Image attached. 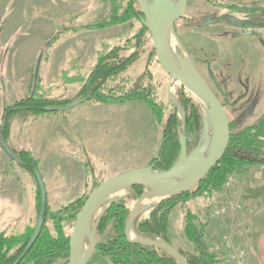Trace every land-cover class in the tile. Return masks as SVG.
<instances>
[{"label":"rangeland","instance_id":"obj_1","mask_svg":"<svg viewBox=\"0 0 264 264\" xmlns=\"http://www.w3.org/2000/svg\"><path fill=\"white\" fill-rule=\"evenodd\" d=\"M127 1L129 0H124V4ZM218 1L247 7L264 5V0ZM132 2L135 9L140 11L139 0ZM147 2L150 5L154 1ZM111 7V0H44V3L39 0L38 4L37 0H0V154L9 160L1 146V139H5L15 151L26 150L20 141L23 134L19 132L25 128V123L21 127V122L32 125L28 140L32 141L33 157L45 179L46 207L49 203L52 211L74 203L77 195L80 197L85 193L90 194L99 184L111 178L114 172L121 170L125 162L115 165L108 162L102 170L93 169L98 159L92 157L82 145L83 152L80 151L72 138H65L66 134L61 132V129L67 126L65 115L69 110L42 113L45 114L43 116L41 113L15 114L6 119L5 128L2 130L4 107L34 94L52 99V104L69 101L71 103L80 98L81 89L96 64L98 54L108 52L117 44H124L127 40L131 42L128 48L120 53L123 57L134 55L135 60L122 72L120 80H136L143 77L144 83L149 84V97L156 103L164 121L159 123L157 116L152 112L162 129V142V125L170 114L176 113L182 124L184 123L186 112L180 103V94L183 92L199 109L202 118L199 147L203 144L206 129L203 106L181 83L172 86L174 76L168 74L159 63L151 32L143 25L142 20L133 18L123 24L110 26L106 28L110 30L102 35L96 32L98 29L80 28L105 18ZM184 16L175 23L172 30L176 39L171 41V51L191 59L219 99L227 100L226 109L231 117L237 116L238 128L260 121L264 115V13L243 8L234 10L230 5H212L207 0H188ZM73 27L78 28L68 30L61 36L64 39L59 42L60 38L50 48L46 47L59 29ZM139 30H144V33L139 38L141 44L137 46V39L134 37ZM104 36L107 38H103ZM41 50H44L45 55L43 56L42 51L43 57L35 83V70ZM77 53L81 57H76ZM71 65H79L81 70L70 72L74 69L70 68ZM209 69L213 71L215 81ZM110 108L100 107L77 113L82 117L89 116L90 121L95 123V126L90 128L94 134L99 131V122L109 114ZM118 115L122 116L121 113ZM233 123L235 131L236 122ZM66 133L70 135L69 131ZM25 142L24 139L23 143ZM78 155H83V159L88 162L86 173L89 177L86 178L85 185L81 182L80 185L71 187L77 195L72 194V191L70 194H61L59 190L65 185V176L62 175V170L59 172L58 169L68 167L69 158ZM62 156L63 158H60ZM64 156L68 157L67 161L62 160ZM15 162L12 160L14 168L18 169L17 172L21 171V175L17 176L26 179L23 183L20 182L21 189L26 196L28 190L32 192L34 203L36 196L37 216L32 222L35 226L39 213L42 214L41 210L43 211L37 179L34 173L20 170ZM69 164L76 166L73 161ZM230 178L233 182L228 185ZM130 193L135 195L134 191ZM14 195L17 194L14 192ZM124 198L127 205L129 198ZM135 200L134 196L133 202H129L130 207H133ZM190 204L194 213H199L210 223L205 232V239L211 249L223 258L225 264L230 251L224 244L228 236L234 241L235 247L239 246L245 250L246 259L243 264H253L251 255L258 236L264 229V165L245 167L242 173L229 175L223 190L213 198H194ZM222 205L226 206V210L216 215L215 211ZM107 206V203H104L98 208L91 226L93 231H98L101 215ZM182 213L181 210L179 215ZM177 214L175 212V215ZM23 221L24 218L16 216L0 217V232L8 235L22 232ZM75 222L76 219H72L64 223L68 237H71ZM114 223L105 222L103 233L95 235V238L100 242H107L114 234ZM177 226L172 240L174 247L186 255L193 254V244L183 236V227L178 224ZM46 228L52 235H56L51 220L47 222ZM101 259H105L104 256L94 253L89 264L98 263ZM68 263L69 256L59 257L53 264Z\"/></svg>","mask_w":264,"mask_h":264},{"label":"trees","instance_id":"obj_2","mask_svg":"<svg viewBox=\"0 0 264 264\" xmlns=\"http://www.w3.org/2000/svg\"><path fill=\"white\" fill-rule=\"evenodd\" d=\"M123 1L111 0L112 7L108 16L80 28L103 30L110 26L123 24L133 18H138L143 22L145 17L141 11L135 9L132 0L127 1L126 4ZM207 2H210L212 5H230L234 10L243 8L264 13V7H236L234 4H227L218 0H207ZM262 20L264 21V18ZM78 27L59 29L50 38L46 47L50 48L65 32L70 29L75 30ZM143 33L144 30H139L134 37V39H137V46L141 44L139 38L142 37ZM129 43L131 42L127 40L124 44L120 43L113 46L108 52L98 54L96 64L87 76L81 89L80 98L90 95L91 97L88 101L106 104L142 101L157 116L158 121H160L159 123H162L164 122L163 117L158 112L156 103L150 99L149 84L144 83L143 77L136 80H124V78L120 80L122 72L128 69L135 60L134 55L123 57L120 53L128 48ZM43 53L45 55L44 50ZM211 73V77L214 78L212 70ZM50 100L52 99L41 95L38 96L37 94L29 95L15 104L6 105L4 107L5 118L8 119L15 114L47 113L44 111L45 107L51 105L64 106L70 103L69 101L52 104L53 102L51 103ZM180 103L186 112L184 125H182L176 113L169 115L165 124L162 125L163 142L159 153L151 160L147 167H152L155 170L170 169L180 155L181 136L186 138L189 152L198 146L202 130V118L199 109L183 92L180 94ZM223 104L226 106L225 101ZM230 127V143L223 158L211 169L196 189L163 200L161 203L153 206L148 219L140 222H137V219H135L134 222V228L138 235L151 240L160 238L164 242L171 244L168 231L172 211L178 205L186 208L184 209V233L193 244L195 251L191 255H186L181 251L180 253L186 257L189 264H223L217 252L211 249L205 239V232L209 222L190 209V201L194 198L202 197L211 199L223 190L229 175L242 173L245 167L264 165V119L254 125L245 126L238 131L233 130L232 122H230ZM12 150L22 162L21 166L34 173L38 164L31 151ZM131 191H134V196L137 199L142 195L143 187L135 186ZM88 195L85 193L83 196L78 197L74 203L56 211H52L49 205L46 207L41 196L40 200L43 204V211L41 210L42 214L39 213V217L43 215L44 225L36 243L30 250H27L37 224L26 228L22 233L12 236L0 234V264H15L23 254L26 261H33V264H53L59 257H68L70 237L65 233L64 223L77 218ZM134 196L130 193L127 198L134 199ZM130 213L131 210L127 207L125 198L110 203L104 214L101 215L97 235L103 233L105 222L110 221L115 222L114 234L107 242L97 240L94 253L109 258L113 264H179L170 253L161 248L140 245L128 240L126 223ZM38 218L37 220H39ZM49 220L54 224L55 236L46 228Z\"/></svg>","mask_w":264,"mask_h":264},{"label":"water","instance_id":"obj_3","mask_svg":"<svg viewBox=\"0 0 264 264\" xmlns=\"http://www.w3.org/2000/svg\"><path fill=\"white\" fill-rule=\"evenodd\" d=\"M147 1V0H146ZM148 8L139 0L141 12L145 19L144 25L150 30L154 43L157 59L163 69L177 78L185 87H191L200 91L209 102V111L214 118V147L212 152L206 157H197L200 150L199 144L192 151H188L186 138L181 136L180 139V155L174 165L168 170H155L152 167L142 169H134L125 173L113 176L101 184H99L88 196L83 207L81 208L70 237L69 244V263L68 264H87L94 254L97 235L96 230L93 231L94 240L92 249L88 253H82L80 244L84 228L87 224L92 226L94 216L101 205L107 203V208L111 202L127 198L131 189L135 186L143 187V193L135 200L131 213L126 223V234L129 241L140 245L161 248L170 253L179 264H189L186 257L182 255L172 244L164 242L162 239L155 240L144 238L137 234L134 228L135 219L143 212L150 210L154 205L161 203L163 200L179 196L187 192H191L205 179L211 169L215 167L223 158L231 136L230 119L226 107L219 97L209 86L207 80L199 72L193 61L185 56L178 55V61H173L169 56V44L167 41L168 34L173 30L175 23L182 19L187 11L188 0H178L174 5L172 0H153ZM148 3V2H147ZM42 53L39 55L35 70V83L37 81ZM90 95L78 98L66 106H48L44 108L45 112L68 111L90 99ZM5 114L2 116L1 129L5 128ZM184 125V123L182 124ZM1 146L4 151L16 162L22 164L16 156L12 148L6 143L5 139H1ZM191 163H195V167L189 170ZM35 177L41 190L42 200L46 204L47 190L45 181L39 169L34 170ZM149 186V187H148ZM122 188L128 191L123 196L114 198L112 194ZM160 197L157 202L150 205H144L146 198ZM102 214V213H101ZM44 224L43 215H40L33 236L28 244L29 250L40 236ZM92 229V227H91Z\"/></svg>","mask_w":264,"mask_h":264},{"label":"crops","instance_id":"obj_4","mask_svg":"<svg viewBox=\"0 0 264 264\" xmlns=\"http://www.w3.org/2000/svg\"><path fill=\"white\" fill-rule=\"evenodd\" d=\"M41 1L42 3H44V0ZM38 3L39 0H37V4ZM257 7H264V5L262 6L259 5ZM108 30H110V28L103 30H96V32H99L102 35L106 33ZM103 38H107V37L104 36ZM62 39H64V37H62L59 40V42ZM42 51L43 50H41V53ZM75 56L81 57L80 54L78 55V53ZM84 56L87 57L86 53H84ZM70 68H74L73 71L70 72H77L81 70V68H79V65H71ZM84 104L82 105V107H80L79 105L69 110L68 113H66L67 115L65 116H66L67 126H64L61 129V132L66 134L65 138H67L68 136L71 137L73 143L76 144V148L79 147L80 151H82V147H81L82 145L88 152H90L92 157L98 159L97 164L95 163L94 165L92 163L94 165L93 169H95L96 171L104 169L105 168L104 165L108 162H109L108 164H114V165L115 163L125 162L124 166H122L123 168L118 172H114L112 177L125 173L130 170L146 168L151 162V160L159 153L160 146L162 143V129L160 124L154 118V115L150 107L146 105V103L141 101H129L124 103L106 104V103H97L94 101H89ZM100 107L101 108L105 107L107 109H109L110 107L111 108L109 114L103 117L102 120L99 122V131L93 134L90 128L92 129V127L95 126V123L90 121L89 116L82 117V115L77 112H87V111H91L94 108H100ZM227 112L229 115L230 122L232 123L234 121L236 122L235 131L241 130L242 129L241 127L238 128L237 116L235 115V117H231L228 109ZM118 113H121L122 116H119ZM43 115L45 114H42L41 116ZM24 123H25V128L22 129V132H19L20 134H23L22 140L20 139V141H22V144L26 147L24 149L31 151L33 155L34 153L32 148L33 146H31L32 141L28 140L29 135L32 131L30 130L32 125L26 122H21V127L22 124ZM67 131H69L70 135H67L68 134L66 133ZM24 139L26 141L25 143H23ZM76 153L79 152L76 151ZM8 157L9 160L7 159L8 160L7 161L5 157L2 154H0V200H1L0 217L8 218V217L16 216V217L24 218V221L22 222L24 224L22 230L24 231L26 228L34 226V224H32L33 218L37 216V213H35L36 196L34 203L31 191L28 190V194H27L28 196L25 195V193L21 189L20 182L23 183L24 181H26V179L23 178L22 176H17V175H21V171L17 172L18 169H15L12 163L13 159L9 155ZM78 157H73V158L70 157L68 160V167H62L58 169L59 172L62 170L61 171L62 175L65 176V185L63 186L62 189L59 190L61 194H70L72 191V194L77 195L74 190H71L72 189L71 187H73L75 184L80 185L81 182H83V185H85L86 178L88 179L89 177L87 176L86 173V170L88 169L87 168L88 162L85 159H83L84 158L83 155L80 156L78 155ZM60 158H63V156ZM67 158H68L67 156H64V159L62 160L67 161ZM70 161L75 162L76 166L75 167L70 166L69 164ZM15 164L18 166L20 170L24 169L21 166V164H19L18 162H15ZM11 166H13V168H11ZM14 192L17 194L16 196L14 195ZM77 197L78 195L74 199H77ZM131 200L133 202V199H127V207L130 209H132V207H130L129 205V202ZM189 206L191 208L190 203ZM184 209L186 208H183L182 206L178 205L173 209L171 214L170 224H169V237L171 240V244L173 246H174L173 244L174 242H172V240L176 234V229L178 227L177 224L183 227V232H184V226H185ZM151 210L152 208L150 210L143 212L137 218V222L148 219ZM181 210L183 211V213L179 215ZM175 212L176 214L177 213L178 214L175 215ZM2 214H5V216H2ZM183 236L187 238L185 233L183 234ZM104 258L105 259L99 260L98 263H93V264H113L109 258L107 257ZM251 259L253 264H264V229L261 231V233L258 236L255 250L251 255ZM90 260L88 261L87 264H89ZM223 263L225 264L224 261Z\"/></svg>","mask_w":264,"mask_h":264},{"label":"bare ground","instance_id":"obj_5","mask_svg":"<svg viewBox=\"0 0 264 264\" xmlns=\"http://www.w3.org/2000/svg\"><path fill=\"white\" fill-rule=\"evenodd\" d=\"M141 1L148 8L147 1L146 0H141ZM172 1L174 2V5L176 6L178 0H172ZM175 39H176V36L171 31L167 37V41L169 44V56L173 61L177 62L178 61V55H177V53H174L173 51H171V47H170L171 41H173ZM172 50H173V48H172ZM177 84H180V81L177 78L173 77L172 86L174 87ZM187 88L203 106L204 115H205V119H206V129H205V132L203 134V144L200 147V150L198 151V153L196 155H197V157H206L212 152L213 147H214V129H215L214 118L209 111V108H210L209 102L203 96V94L200 91L195 90L191 87L187 86ZM195 165H196L195 163H191L188 169L192 170L195 167ZM127 191H128L127 188H122V189L115 191L112 194V196H123L127 193ZM159 199H160V197H148V198H146L144 205H146V206L150 205L154 202H157ZM134 204H135V202H134ZM93 240H94L93 231H92L90 225L87 224L84 228V232H83L81 244H80V250L82 253H88L91 251L92 245H93Z\"/></svg>","mask_w":264,"mask_h":264},{"label":"built area","instance_id":"obj_6","mask_svg":"<svg viewBox=\"0 0 264 264\" xmlns=\"http://www.w3.org/2000/svg\"><path fill=\"white\" fill-rule=\"evenodd\" d=\"M232 182H233L232 178H230L228 181V185L232 184ZM225 210H226V206L222 205L215 211V214L219 215L222 212H224ZM224 244H225V247H227L230 250L229 253L227 254L226 264L227 263H229V264L230 263L231 264H243V261H245V259H246L245 250L239 246L235 247L234 241H231L229 236L225 238ZM221 260H223V258Z\"/></svg>","mask_w":264,"mask_h":264},{"label":"flooded vegetation","instance_id":"obj_7","mask_svg":"<svg viewBox=\"0 0 264 264\" xmlns=\"http://www.w3.org/2000/svg\"><path fill=\"white\" fill-rule=\"evenodd\" d=\"M236 7H247V6H240V5L237 6V5H236ZM255 7H257V6H255ZM184 17H185V16H184ZM184 17H183V18H184ZM209 70H210V69H209ZM213 80L215 81L214 78H213ZM222 102H224V101H222ZM225 102L228 103L226 99H225ZM226 105H227V104H226ZM225 107H226V106H225ZM263 117H264V115H263ZM263 117L261 118V120L264 119ZM258 122H260V121H258ZM258 122H257V123H258ZM233 126H234V124L232 123V127H233ZM37 183H38V182H37ZM38 186H39V185H38ZM39 188H40V187H39ZM40 192H41V190H40ZM41 196H42V195H41ZM48 205H49V203H48ZM67 206H68V205H67ZM37 223H38V222H37ZM43 225H44V224H43ZM22 232H23V231H22ZM22 232H19V233H22ZM0 234H5L6 236H12V235H15V234H18V233L8 235V234L5 233V232H0ZM33 246H34V245H33ZM33 246H32V247H33ZM32 247H31V248H32ZM31 248H30V249H31ZM30 249H29V250H30ZM27 250H28V249H27ZM15 264H33V261H32V262L26 261V259H25V255L23 254V255H21V256L18 258V260L16 261Z\"/></svg>","mask_w":264,"mask_h":264}]
</instances>
